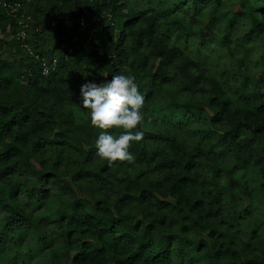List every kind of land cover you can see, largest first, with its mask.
<instances>
[{
    "label": "trees",
    "instance_id": "trees-1",
    "mask_svg": "<svg viewBox=\"0 0 264 264\" xmlns=\"http://www.w3.org/2000/svg\"><path fill=\"white\" fill-rule=\"evenodd\" d=\"M3 1L17 8L0 1V249L29 232L43 264H264V234L252 254L221 229L223 192L205 171L217 169L211 145L179 134L201 116L232 171L264 162V70L252 79L247 64L257 47L264 63V0ZM41 60L55 62L45 76ZM118 74L145 98L144 137L131 143L133 163L109 164L81 87ZM164 87L174 100L152 112ZM158 118L178 129H156ZM253 168L264 190V166ZM51 196L49 213L36 215Z\"/></svg>",
    "mask_w": 264,
    "mask_h": 264
},
{
    "label": "rangeland",
    "instance_id": "rangeland-1",
    "mask_svg": "<svg viewBox=\"0 0 264 264\" xmlns=\"http://www.w3.org/2000/svg\"><path fill=\"white\" fill-rule=\"evenodd\" d=\"M133 1L139 8L138 0ZM246 28L247 27H244V29ZM9 38V33H6L3 36V39L5 40H8ZM259 51L260 48L257 47L248 53V68L254 70V73L250 76L252 79L253 75H257L259 70H264V63L259 61ZM1 59L9 61L12 58L7 52H2ZM262 78L264 79V73L262 74ZM155 96L158 97L160 102L156 103V106L151 108L152 112H156L159 106H164L170 100H174L172 92L166 87L163 89L157 88ZM177 98L178 99H175V101H182L179 100L181 99L179 95ZM164 116L169 117V113H164ZM159 119L160 118L151 119V124L152 126H156V129L159 127L164 131L167 130L168 127L173 128L172 126L177 127L178 129V126H176L170 119H164V122L162 123L154 121ZM188 126H190L188 131L183 130L179 132L186 144L197 143L198 146L201 145L203 148L205 143H208L213 149L209 157L217 166L216 173L212 171L210 167H206L205 171L208 175L212 176V179H208L207 182L211 189L223 192V201L220 204L219 214L220 219L224 222L221 229L230 237L229 239L235 249H240V247H242L241 245L247 244L250 251H252V254H258L261 246L260 238H262V235L264 234V190L259 187L261 177L253 167L262 168L264 162L257 163L255 166L249 164V166L243 167L238 172H236L237 169L232 171L233 161L231 156L221 148L220 144H216L217 138L215 136H210L208 138L209 135L207 136L205 133L206 126H204L202 117H197L196 115L195 117L189 118ZM149 131L154 133L158 132V130L154 129ZM212 173L215 174L212 175ZM229 178L232 179L233 185L228 184ZM236 179L239 181L238 183L246 186L249 193V199L246 200L241 194H239L238 188H236L237 186L235 185L237 182ZM49 199L47 205L42 206L41 209L37 211L36 215L49 213L50 208L48 204L57 202L53 196ZM42 225L44 230L49 233V238L52 239V237H54L52 221L45 218ZM11 240L9 239L2 244V248L0 249V264H43V253H39L41 251L36 247L34 234L27 232L22 235L19 241ZM54 247H56V244ZM28 250L32 252V255L29 257L30 260L23 262L24 256L28 254Z\"/></svg>",
    "mask_w": 264,
    "mask_h": 264
},
{
    "label": "clouds",
    "instance_id": "clouds-1",
    "mask_svg": "<svg viewBox=\"0 0 264 264\" xmlns=\"http://www.w3.org/2000/svg\"><path fill=\"white\" fill-rule=\"evenodd\" d=\"M82 106L90 110L91 125L101 132L95 142L97 155L109 164L116 161L133 163L129 152L132 142L143 140L144 133L136 130L144 120V96L139 92L134 77L115 75L102 84L81 87ZM122 129L114 136L109 130Z\"/></svg>",
    "mask_w": 264,
    "mask_h": 264
},
{
    "label": "built area",
    "instance_id": "built-area-1",
    "mask_svg": "<svg viewBox=\"0 0 264 264\" xmlns=\"http://www.w3.org/2000/svg\"><path fill=\"white\" fill-rule=\"evenodd\" d=\"M0 1H1V6L3 8H10V7L17 8V4L16 3L15 4H12V6H10L5 1H3V2H2V0H0ZM78 21H79V23H78L79 27L82 28L83 27V23H84L82 17H80L78 19ZM23 38H24V33L23 32H21V33H19L17 35V39H20V41ZM54 64H55L54 60L51 61V63L49 65L46 62H44L43 60H41V62H40V72H41V75H43V76L47 75L50 72V70H52L54 68Z\"/></svg>",
    "mask_w": 264,
    "mask_h": 264
}]
</instances>
